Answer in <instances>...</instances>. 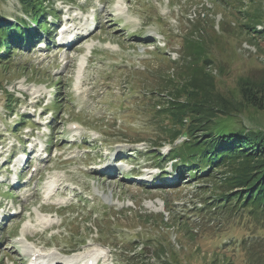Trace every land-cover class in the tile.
Wrapping results in <instances>:
<instances>
[{"label": "rangeland", "instance_id": "rangeland-1", "mask_svg": "<svg viewBox=\"0 0 264 264\" xmlns=\"http://www.w3.org/2000/svg\"><path fill=\"white\" fill-rule=\"evenodd\" d=\"M52 1L60 19L48 14L42 47L21 46L8 68L0 65V264H29L33 250L44 256L37 260L77 264L94 251L100 264H264V213L248 218L205 202L225 192L221 170L211 180L186 172L173 185L129 178L144 164L160 174L175 163L157 157L175 143L152 142L161 136L167 80L182 82V38L203 36L207 71L226 97L240 101V78H264V36L236 29L245 8L223 0ZM255 2L264 10V0ZM0 13L30 23L17 0H0ZM172 36L181 39L165 47ZM9 95L19 101L13 111ZM222 126L264 133V111L239 109ZM108 151L126 157L103 175L95 166Z\"/></svg>", "mask_w": 264, "mask_h": 264}, {"label": "trees", "instance_id": "trees-1", "mask_svg": "<svg viewBox=\"0 0 264 264\" xmlns=\"http://www.w3.org/2000/svg\"><path fill=\"white\" fill-rule=\"evenodd\" d=\"M17 1L22 7L24 17L30 19L29 21L35 23L38 28L31 30L25 19L16 23L9 22L0 13V65L7 68L15 57V51L21 46L31 50L35 42L42 39V35L50 33L48 14L53 15L55 20L60 19L51 0ZM244 1L235 0L234 3L223 0L228 6L245 8L243 11L240 8L242 16L239 20L243 21L236 22V29L240 34L245 33L250 37L252 34L264 36V30L257 29L263 24L264 10L256 4V0L243 3ZM194 20H189L188 23L191 24ZM196 26L205 29L203 21H198ZM196 26L194 29L199 31ZM221 28L222 26L220 31ZM177 38L181 39L179 36L168 38L167 46L175 43ZM186 38L180 40V56L187 61L186 65L182 64L183 68L181 65L182 82L176 85L172 80H167L169 87L166 95H169L172 101H167V108L159 113L161 118L163 117V121L158 124L161 136L156 137L152 143L157 146L164 141L175 143L176 148H171L169 158L176 162L174 169L181 173L182 178L188 172L194 178L211 180L216 170H221L218 183L221 184L220 189H225V192L220 195L213 193L214 196L205 201L217 202L214 208L223 211L228 207L230 211L236 209V213L248 218L263 214L264 133L233 131L230 128L225 131L222 122L226 118H237L239 109L251 107L264 111V78L260 81L259 78H240L237 82L240 95L238 102L230 94L227 95L229 97L224 96L219 90L220 81L214 79L207 71L213 62L209 58L210 53L206 50L203 36L194 41ZM16 45L18 46L15 47ZM7 100V108L13 111V102L17 105L19 101L14 99L13 95H9ZM165 117L168 123L164 122ZM25 120L20 119L16 127L10 130L14 131L24 125ZM183 138L185 141L176 145V141ZM165 160L167 159H163L162 163ZM218 204H222L221 209L217 207Z\"/></svg>", "mask_w": 264, "mask_h": 264}, {"label": "bare ground", "instance_id": "bare-ground-1", "mask_svg": "<svg viewBox=\"0 0 264 264\" xmlns=\"http://www.w3.org/2000/svg\"><path fill=\"white\" fill-rule=\"evenodd\" d=\"M73 140V139H72ZM36 255V254H35ZM43 256H41V258H42ZM96 257H97V255H96ZM30 258H31V255H30ZM36 258H40V256H37ZM33 264H46L44 261H40V260H37V259H35V262L33 263ZM50 264H53V262L51 261V263ZM68 264V263H67ZM70 264V263H69Z\"/></svg>", "mask_w": 264, "mask_h": 264}]
</instances>
